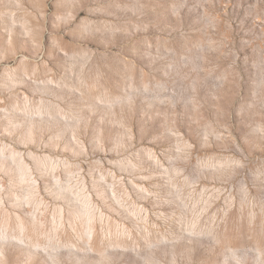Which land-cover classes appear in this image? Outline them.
Listing matches in <instances>:
<instances>
[{"label": "rangeland", "instance_id": "1", "mask_svg": "<svg viewBox=\"0 0 264 264\" xmlns=\"http://www.w3.org/2000/svg\"><path fill=\"white\" fill-rule=\"evenodd\" d=\"M0 264H264V0H0Z\"/></svg>", "mask_w": 264, "mask_h": 264}]
</instances>
